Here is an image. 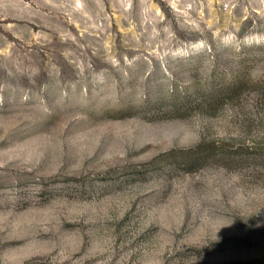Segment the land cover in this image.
Masks as SVG:
<instances>
[{
	"label": "rangeland",
	"instance_id": "1",
	"mask_svg": "<svg viewBox=\"0 0 264 264\" xmlns=\"http://www.w3.org/2000/svg\"><path fill=\"white\" fill-rule=\"evenodd\" d=\"M0 264H264V0H0Z\"/></svg>",
	"mask_w": 264,
	"mask_h": 264
},
{
	"label": "trees",
	"instance_id": "2",
	"mask_svg": "<svg viewBox=\"0 0 264 264\" xmlns=\"http://www.w3.org/2000/svg\"><path fill=\"white\" fill-rule=\"evenodd\" d=\"M240 86L237 87V84H232L229 86V88L227 90H217L215 91L214 93L212 92L213 95H222L223 94V97H228L230 95H232L233 93H235V91H237V89L239 88Z\"/></svg>",
	"mask_w": 264,
	"mask_h": 264
}]
</instances>
